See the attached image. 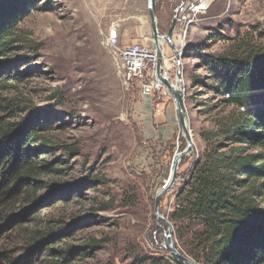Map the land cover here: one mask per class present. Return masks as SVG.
Returning a JSON list of instances; mask_svg holds the SVG:
<instances>
[{
  "label": "rangeland",
  "instance_id": "374dc122",
  "mask_svg": "<svg viewBox=\"0 0 264 264\" xmlns=\"http://www.w3.org/2000/svg\"><path fill=\"white\" fill-rule=\"evenodd\" d=\"M28 1L31 7L6 38L11 47L0 53V77L6 78L0 115L16 106L10 121H42L38 133L54 145L47 157L38 152L37 161L56 170L39 177L38 203H17L13 215L22 217L5 229L2 243L20 260L30 254V264L169 260L167 226L155 218L154 199L186 139L166 88L156 87L148 100L125 90L103 44L110 29L120 42L153 39L148 0ZM204 2L206 9L194 10ZM155 11L161 34L175 18L172 34L176 29L186 37L178 54L194 142L159 203V214L169 220L175 193L204 147L200 134L230 109L214 91L213 58L229 55L239 42L262 41L264 0H156ZM163 43L172 56L159 38ZM176 65L175 58L168 65L170 80ZM28 228L52 233L25 251ZM173 239L183 253L174 232Z\"/></svg>",
  "mask_w": 264,
  "mask_h": 264
},
{
  "label": "trees",
  "instance_id": "16d2710c",
  "mask_svg": "<svg viewBox=\"0 0 264 264\" xmlns=\"http://www.w3.org/2000/svg\"><path fill=\"white\" fill-rule=\"evenodd\" d=\"M30 7L28 0H0V53L11 47L6 38ZM236 49L213 58L214 91L230 109L200 134L204 147L169 216L181 251L198 264H264V38ZM5 80L0 77L1 86ZM15 110L0 115V264H30V254L12 256L17 250L2 235L22 217L13 215L17 203H38L39 177L56 170L37 161L38 152L47 157L54 145L38 133L42 121H10ZM50 232L28 228L21 249L30 251ZM169 260L157 263L184 264Z\"/></svg>",
  "mask_w": 264,
  "mask_h": 264
},
{
  "label": "water",
  "instance_id": "95a60500",
  "mask_svg": "<svg viewBox=\"0 0 264 264\" xmlns=\"http://www.w3.org/2000/svg\"><path fill=\"white\" fill-rule=\"evenodd\" d=\"M155 2L156 0H148L147 9H148L150 27L153 36V43L157 57L156 67H155L156 77L159 83L166 88L168 94L173 100L174 107L177 111V119L187 144L185 148L176 156H174L172 159L168 180L165 182L163 187L157 192L154 199V215L157 220H160L167 226V233L164 236V245L170 256L184 264H198L192 258L187 257L178 250L173 239V228L171 223L169 222V220L164 218V216L160 215L158 212L161 198L165 193H167L173 187L176 181V173L179 162L184 156L188 155L191 151H194V142L187 122V111L184 103V85L181 75L180 58L178 55V51L176 50L175 45L172 41V32L174 29L176 19L173 18L172 23L167 29L166 33L161 34L157 28ZM159 38H163V40L168 44L169 48L171 49L174 55V58L176 59L177 69L173 74L171 80L167 71L162 72L163 60H162V50L161 47L159 46Z\"/></svg>",
  "mask_w": 264,
  "mask_h": 264
},
{
  "label": "built area",
  "instance_id": "2783aa9c",
  "mask_svg": "<svg viewBox=\"0 0 264 264\" xmlns=\"http://www.w3.org/2000/svg\"><path fill=\"white\" fill-rule=\"evenodd\" d=\"M175 33L176 29L172 34V41L177 49L179 44L175 43ZM180 35L184 34H177L176 38ZM103 44L116 61L117 73L125 90H133L139 98L148 100L152 96L155 88L161 85L155 72L157 57L153 39L145 42H120L115 29H110L103 36ZM161 50L163 60L162 72L167 71L169 77H171L170 70L165 67L164 61L170 62L174 60V56L167 55L164 43Z\"/></svg>",
  "mask_w": 264,
  "mask_h": 264
},
{
  "label": "bare ground",
  "instance_id": "6f19581e",
  "mask_svg": "<svg viewBox=\"0 0 264 264\" xmlns=\"http://www.w3.org/2000/svg\"><path fill=\"white\" fill-rule=\"evenodd\" d=\"M207 6H208V4L206 3V2H204V3H202L200 6H196L195 8H194V10L195 11H199V10H202V9H206L207 8ZM163 39V38H162ZM173 40V39H172ZM174 40H175V43L176 44H179V48H178V50L179 49H181L183 46H184V44H185V40H186V37L184 36V35H180L178 38H176V35H174ZM178 55H180V54H178ZM170 64V62H166V61H164V65H165V67L166 68H168V65ZM160 221V220H159Z\"/></svg>",
  "mask_w": 264,
  "mask_h": 264
}]
</instances>
